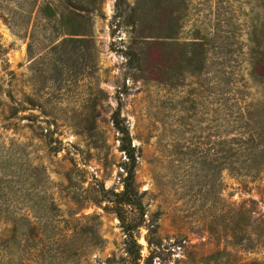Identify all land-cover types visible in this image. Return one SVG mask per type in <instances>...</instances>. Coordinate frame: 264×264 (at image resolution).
<instances>
[{"label": "rangeland", "instance_id": "1", "mask_svg": "<svg viewBox=\"0 0 264 264\" xmlns=\"http://www.w3.org/2000/svg\"><path fill=\"white\" fill-rule=\"evenodd\" d=\"M70 1L74 14L93 9L92 62L80 59V48L71 60L45 58L62 40L50 35L54 23L35 25L37 43L28 51L33 23L24 32L0 19L8 64L0 65V264H133L137 256L138 264H264V172L216 173L206 153L216 134L215 67L248 83L247 102H264V85L249 81L250 57L264 60V1L161 0L162 13L182 17L180 45L195 26L205 34L213 12L230 18L234 34L209 51L199 75L183 57L192 50L182 46L151 47L143 62L125 59L131 27L126 14L118 17L117 0ZM135 1L123 0L122 10ZM69 17V26L80 21ZM7 92L17 108L11 119ZM117 109L135 147L143 208L131 256L126 231L138 213L99 202L94 186L123 188L126 159L111 122Z\"/></svg>", "mask_w": 264, "mask_h": 264}, {"label": "trees", "instance_id": "2", "mask_svg": "<svg viewBox=\"0 0 264 264\" xmlns=\"http://www.w3.org/2000/svg\"><path fill=\"white\" fill-rule=\"evenodd\" d=\"M1 1L4 13L0 14V19L5 24L14 20L15 25L21 29L20 31L28 32L30 24L33 23L28 37V51L31 49L32 43H37L34 39L35 25L44 23L46 26L48 23H54L57 30L50 35L58 36L62 40L55 45H53L55 42L52 43L45 56L47 60H71L72 56L76 55L75 50L78 48L83 50L80 55L81 60H90L91 62L95 60V45L90 34V25L87 23L88 15L93 12V9L80 10L84 13L74 14L76 10L70 0ZM160 3L161 0H136L134 6L127 13L122 10L123 0H117L118 17L126 14L127 22L125 24L131 27L130 43L125 50H121L123 57L127 60L143 62V60H147V50L149 51L151 47L167 46L173 49L182 46L183 50H192V55L183 53V57L188 67L193 71L191 73L199 75L207 68L206 57L209 51L216 49L220 41L229 40V35L234 34V31L227 30L231 27L230 18L221 17L222 14L213 12L207 20L209 24L207 32L202 34L201 28L195 26L193 38L180 45L178 44V35L182 17L179 14L164 13V11L162 13ZM70 15L77 16L80 21L74 19L76 24L69 26ZM75 36L77 38L73 39ZM70 43L78 44V47L67 51V44ZM59 48L64 49L62 55H59ZM5 54L6 50L0 45V65L4 71L8 65L3 58ZM172 55L170 53V57ZM249 67V81L255 86L264 85V76L259 74L260 70H264V60L250 57ZM219 73L220 70L215 67L213 78L209 83L212 103L218 107L214 110L212 119L216 134L209 141L206 151L209 156V166L216 173L226 171L230 175L241 178H252L264 172V102H247L248 95L245 93L248 91V83L242 78L236 80L232 74L222 75ZM4 76L9 77L8 83H10L13 72L6 71ZM7 93L11 103L7 106L10 112L9 119H11L16 115L17 108L12 93ZM118 109L112 114L111 122L120 134L121 151L124 152L126 159L123 168L124 177L121 181L123 188L120 193L110 192L96 180L94 186L97 188L99 202L106 201L117 208L127 207L138 213L136 214L137 222L133 227L129 226L130 228L126 231L128 238L126 253L131 256L133 250L130 245L139 248L133 238V229H138L143 225V208L135 188L137 166L135 147L132 146L127 127L120 117ZM110 195L114 197V200H110ZM116 213L120 218L122 217L120 211ZM137 257L133 264H138Z\"/></svg>", "mask_w": 264, "mask_h": 264}]
</instances>
